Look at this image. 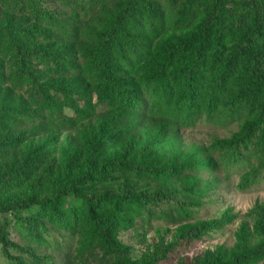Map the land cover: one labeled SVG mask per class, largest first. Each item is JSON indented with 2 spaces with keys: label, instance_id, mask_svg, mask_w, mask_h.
<instances>
[{
  "label": "trees",
  "instance_id": "16d2710c",
  "mask_svg": "<svg viewBox=\"0 0 264 264\" xmlns=\"http://www.w3.org/2000/svg\"><path fill=\"white\" fill-rule=\"evenodd\" d=\"M203 123L236 130L181 147ZM234 177L264 182V0H0V264H264L259 204L190 256Z\"/></svg>",
  "mask_w": 264,
  "mask_h": 264
},
{
  "label": "rangeland",
  "instance_id": "374dc122",
  "mask_svg": "<svg viewBox=\"0 0 264 264\" xmlns=\"http://www.w3.org/2000/svg\"><path fill=\"white\" fill-rule=\"evenodd\" d=\"M235 130V126L215 127L203 123L193 129L178 132L177 138L181 140V147L189 145L207 147L215 139L229 138ZM60 139L67 142L73 141V145L76 144L74 135H68L66 133ZM236 181L237 179L234 177L232 183H226L228 186L224 189L222 196H219L220 203L218 205L223 211L231 210V215L237 217L236 220L232 225L225 227L222 231L211 233L202 242L192 247L190 256L202 253L207 249L213 250L217 246L225 245L228 248L233 247L237 243V237L243 227L249 230L254 242L258 241L255 237L256 222L251 213L257 204L264 205V182L254 186L246 193H242L233 188L232 184ZM216 209L217 207H213L211 212L208 213L203 211L201 216L208 220L218 218L220 214L214 213ZM0 220H2L1 216ZM152 228L145 236L144 243L146 242V246L154 245L164 237H168V240L173 237V230H169L164 225L157 224L156 221H153ZM11 232L13 233L12 238L14 239L16 233L14 230H11ZM119 240L132 248L135 254H139L146 249L144 243L141 244L139 242V239L132 230L119 233Z\"/></svg>",
  "mask_w": 264,
  "mask_h": 264
}]
</instances>
